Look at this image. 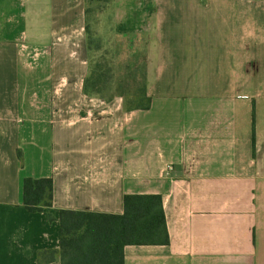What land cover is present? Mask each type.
Segmentation results:
<instances>
[{
    "label": "crops",
    "instance_id": "obj_1",
    "mask_svg": "<svg viewBox=\"0 0 264 264\" xmlns=\"http://www.w3.org/2000/svg\"><path fill=\"white\" fill-rule=\"evenodd\" d=\"M93 8L0 0V264H61L60 211L120 215L125 195H160L169 240L124 264H264V0ZM88 31L144 41L148 110L83 93ZM25 178L52 179L51 223Z\"/></svg>",
    "mask_w": 264,
    "mask_h": 264
},
{
    "label": "trees",
    "instance_id": "obj_2",
    "mask_svg": "<svg viewBox=\"0 0 264 264\" xmlns=\"http://www.w3.org/2000/svg\"><path fill=\"white\" fill-rule=\"evenodd\" d=\"M103 1L107 4L111 0ZM87 34L89 49L98 50V40L95 41L89 31ZM141 66V82L138 83L135 61L125 64L118 77H113L108 64L97 61L84 79L83 93L107 101L120 97L126 111H146L151 106V97L147 95L145 56ZM18 159L22 160L20 152ZM23 207L29 213H43L51 223L52 179L25 178ZM59 221L61 264H124L126 246H160L168 244L169 240L160 195H125L120 215L60 211ZM45 253L53 255L55 252H40L38 258Z\"/></svg>",
    "mask_w": 264,
    "mask_h": 264
},
{
    "label": "rangeland",
    "instance_id": "obj_3",
    "mask_svg": "<svg viewBox=\"0 0 264 264\" xmlns=\"http://www.w3.org/2000/svg\"><path fill=\"white\" fill-rule=\"evenodd\" d=\"M94 2V3H92ZM90 5L93 4L92 12L94 15L97 14L105 5H107L103 0H89ZM90 36L97 41L99 49L92 52L91 67L97 61L108 64V67L112 69L113 77H118L123 69L124 65L127 63L136 62V73L135 78L139 83L141 82L142 76V64L143 57H147L146 51L144 49V41L138 37H118L105 44L94 35V32H90ZM94 47V45H93ZM146 80H147V66H146ZM124 103V102H123Z\"/></svg>",
    "mask_w": 264,
    "mask_h": 264
}]
</instances>
